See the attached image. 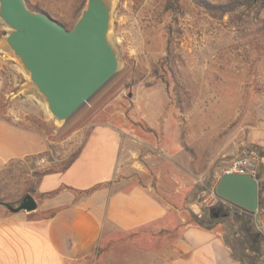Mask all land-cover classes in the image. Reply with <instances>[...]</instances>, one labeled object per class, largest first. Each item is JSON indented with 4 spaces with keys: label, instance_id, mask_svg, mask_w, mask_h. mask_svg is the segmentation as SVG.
Masks as SVG:
<instances>
[{
    "label": "crops",
    "instance_id": "0c3cea01",
    "mask_svg": "<svg viewBox=\"0 0 264 264\" xmlns=\"http://www.w3.org/2000/svg\"><path fill=\"white\" fill-rule=\"evenodd\" d=\"M2 95L10 93L0 71ZM114 107L61 140L80 135L74 156L37 179L33 198L46 217L0 204V264H264L262 206L258 221L232 209L208 219L200 212L204 176L179 126L163 124L165 106ZM251 142L263 150L264 129ZM48 148L40 131L0 113V171Z\"/></svg>",
    "mask_w": 264,
    "mask_h": 264
},
{
    "label": "rangeland",
    "instance_id": "374dc122",
    "mask_svg": "<svg viewBox=\"0 0 264 264\" xmlns=\"http://www.w3.org/2000/svg\"><path fill=\"white\" fill-rule=\"evenodd\" d=\"M207 1L221 4L228 0ZM25 2L71 28L86 0ZM110 3L108 39L118 56L117 73L67 123H59L48 114L32 93L29 78L17 59L3 50L7 30L0 23V71L5 78V92L10 93L7 98L1 96L0 113L40 131L49 146L38 159L14 161L0 171V199L16 206L27 193L33 196L39 174L66 164L76 152L80 135L65 146L61 140L76 129L102 121L104 113L97 114L102 106L113 103L114 108H143L149 102L150 111L165 106L163 124L166 121L179 126L183 147L193 159L192 166L204 176L200 182L204 191L200 212L207 214L208 219L219 212L217 219L223 220V212L232 209L246 213L244 219L256 217L258 221L263 208L259 210L258 206L257 212H247L214 196L213 183L217 184L224 167L244 149L256 148L264 153L251 142V132L264 129V35L255 31L260 19H264V6L212 15L192 0H177L173 13L166 9L167 0ZM167 42L178 56L174 66L180 84L179 99L173 76L159 67ZM152 93L154 97L146 100V95ZM50 159L56 161L48 164ZM30 213L47 216L38 208Z\"/></svg>",
    "mask_w": 264,
    "mask_h": 264
},
{
    "label": "water",
    "instance_id": "95a60500",
    "mask_svg": "<svg viewBox=\"0 0 264 264\" xmlns=\"http://www.w3.org/2000/svg\"><path fill=\"white\" fill-rule=\"evenodd\" d=\"M110 0H86L71 28L25 0H0V23L6 28L2 48L15 57L29 78L32 93L59 123L70 121L113 79L118 56L108 39ZM215 194L247 212L259 206L257 181L242 173H223ZM10 212L37 208L27 193Z\"/></svg>",
    "mask_w": 264,
    "mask_h": 264
},
{
    "label": "trees",
    "instance_id": "16d2710c",
    "mask_svg": "<svg viewBox=\"0 0 264 264\" xmlns=\"http://www.w3.org/2000/svg\"><path fill=\"white\" fill-rule=\"evenodd\" d=\"M196 5L200 6L203 8L206 12L212 14V15H224L226 13L232 12L233 10L236 9H241V8H246V9H255L259 10L264 6V0H228L226 3H221V4H213L208 2L207 0H192ZM176 2L177 0H167L166 4V9L171 10L172 13L176 12ZM33 11H43L37 8H31L28 6ZM255 31H259L264 35V19H260L259 23L257 24V29ZM178 58L177 55H175L171 48L169 42L166 44V50H165V55L163 58L159 60V67L161 69H165L166 71L170 72V74L173 76V81H174V89H175V95H178V98L180 97V92H179V82L177 78L175 77L176 74V66H174V61ZM48 172V171H46ZM45 172H42L39 174L38 177H40L42 174ZM24 197V196H23ZM10 204L13 205L11 202H5L0 199V204ZM20 203V202H19ZM17 203V204H19ZM14 206V205H13Z\"/></svg>",
    "mask_w": 264,
    "mask_h": 264
},
{
    "label": "built area",
    "instance_id": "2783aa9c",
    "mask_svg": "<svg viewBox=\"0 0 264 264\" xmlns=\"http://www.w3.org/2000/svg\"><path fill=\"white\" fill-rule=\"evenodd\" d=\"M44 161V159H41ZM223 173H242L253 177L258 185L259 204L264 209V153L256 148L244 149L222 170ZM216 196L215 193H213Z\"/></svg>",
    "mask_w": 264,
    "mask_h": 264
},
{
    "label": "flooded vegetation",
    "instance_id": "af4514ba",
    "mask_svg": "<svg viewBox=\"0 0 264 264\" xmlns=\"http://www.w3.org/2000/svg\"><path fill=\"white\" fill-rule=\"evenodd\" d=\"M219 214H220L219 212H214V213H213L214 217H219V216H218ZM225 215H226V213L223 212V215H222V216H225Z\"/></svg>",
    "mask_w": 264,
    "mask_h": 264
}]
</instances>
